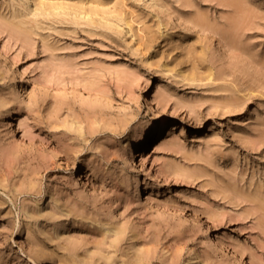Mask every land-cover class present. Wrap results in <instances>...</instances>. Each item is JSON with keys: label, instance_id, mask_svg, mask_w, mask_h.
Listing matches in <instances>:
<instances>
[{"label": "rangeland", "instance_id": "rangeland-1", "mask_svg": "<svg viewBox=\"0 0 264 264\" xmlns=\"http://www.w3.org/2000/svg\"><path fill=\"white\" fill-rule=\"evenodd\" d=\"M0 264H264V0H0Z\"/></svg>", "mask_w": 264, "mask_h": 264}, {"label": "bare ground", "instance_id": "bare-ground-1", "mask_svg": "<svg viewBox=\"0 0 264 264\" xmlns=\"http://www.w3.org/2000/svg\"><path fill=\"white\" fill-rule=\"evenodd\" d=\"M157 108L159 110V113L160 114L162 111H163V107H162V104L157 102ZM9 114H10V111H9ZM156 129V123H152L147 129L146 131L138 138L136 139L135 141H133V143L127 148V152L128 154L132 157L131 158V162H134L136 163L137 162V156H138V148L140 146V144L142 142H144L145 140H147L149 137H151L154 133ZM129 150H131L129 152Z\"/></svg>", "mask_w": 264, "mask_h": 264}]
</instances>
